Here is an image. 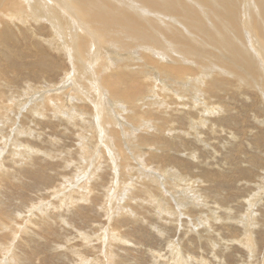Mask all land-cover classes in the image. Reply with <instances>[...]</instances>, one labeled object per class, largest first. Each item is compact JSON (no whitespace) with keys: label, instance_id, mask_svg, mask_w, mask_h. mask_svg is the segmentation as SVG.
Listing matches in <instances>:
<instances>
[{"label":"rangeland","instance_id":"obj_1","mask_svg":"<svg viewBox=\"0 0 264 264\" xmlns=\"http://www.w3.org/2000/svg\"><path fill=\"white\" fill-rule=\"evenodd\" d=\"M18 3L21 5L19 12L8 17L0 13V20L7 22L6 27L0 29V33L7 32L0 34V77L7 83L0 85V163H3L0 164V264H264V94L244 86L240 94H232L236 87L229 83L221 84L216 92L214 83L209 84V78L204 94L210 93L217 101L210 103L203 97L202 87L196 85L200 89L197 90L195 83L190 84L192 88L184 89L182 84L172 81L163 85L161 75L158 78L151 74V81L145 76L133 78L131 72L112 78L110 72L119 66L115 59L125 49L117 43L114 47L105 40L103 45L108 49V56H104L103 61L92 62L95 66L92 73L99 87L103 81L104 87L111 84L112 94L108 93L106 100L98 106L84 101L87 93L84 92L85 96L80 92L72 93L67 87L60 97L53 98L51 95L63 87L70 72V77L74 75V62L62 43L47 42L53 33L46 20L45 24L43 21L37 23L38 16L31 13L29 0H18ZM35 3L44 7L39 1ZM140 4L135 2L143 13H148L145 14L153 24L156 22L153 14L157 13L162 24L176 26L167 20L176 16L158 13ZM197 7L201 14L199 10L204 6ZM205 8L208 11L214 9L211 4ZM106 43L112 46L108 45V48ZM135 54L142 62L140 50ZM100 64H106V69L100 68ZM135 65L141 69L139 63ZM198 70L189 75L193 78L191 82L200 78L201 70ZM98 73L102 76L101 83ZM218 76L229 81L226 73L219 71ZM154 78L159 81V89ZM178 80L184 83L183 77ZM139 89L142 90L137 92ZM225 93L229 97L224 95L219 101L220 95ZM47 94L53 100V106L50 100L44 105L41 103ZM134 96L138 100L140 96L146 101L150 98L149 107H143L144 111L156 110L158 113L155 117L149 111L144 119L154 121L161 131L149 126V133H146L153 136L155 133L156 140L176 136L177 141H171L179 143V151L166 150L158 143L144 149L138 142L134 149H129L135 154V159L132 153L129 155L132 164L129 171L139 189L134 192L137 196L133 193L134 198H125L128 202L115 217L110 210L122 202L124 190L121 186L128 185L130 178H124L123 184L115 187L117 170L108 151V130L102 125L103 119L94 117H103L110 110L114 115L120 112L121 116V111H125L122 107H138ZM35 101L39 107L31 109ZM56 102L57 107H54ZM36 113L40 114L35 116ZM121 117L117 116L118 119ZM163 119L164 125L160 122ZM95 121V128L90 127ZM135 127L139 131L133 139L143 133L142 123ZM112 129L122 133L119 126ZM123 130L130 132L127 126ZM115 142L117 147L126 146L123 140ZM14 147L31 151L25 154L29 159L18 161ZM32 149L44 151V154ZM140 150H146V155ZM121 157L119 155L117 159ZM143 168L148 174H142L141 180L136 181L137 171H143ZM149 173L152 181L144 177ZM89 178L92 181H88ZM84 183L92 188L88 200L78 194ZM148 184V189L156 191L154 194L163 202L141 193L142 185ZM156 184H159L158 188ZM191 190L200 196V200ZM153 199L156 202L152 203ZM160 209H164L161 215Z\"/></svg>","mask_w":264,"mask_h":264},{"label":"bare ground","instance_id":"obj_2","mask_svg":"<svg viewBox=\"0 0 264 264\" xmlns=\"http://www.w3.org/2000/svg\"><path fill=\"white\" fill-rule=\"evenodd\" d=\"M35 1H37V3L39 1L41 3V5H43L44 7L41 8L38 5H35L36 4ZM135 2L141 3L142 5H144V7H146V9H147V6H149V8L151 7L152 9L157 10L158 13H160L162 11V12L168 13L170 16H176V17H172L173 19H167L165 16L164 17L167 20L174 22L173 24L176 23L175 25L177 27L172 25V24L166 23V22L162 24V21H161V18L159 17V14L154 13V12H153L154 14L151 13V14H153V18L154 19L156 18V22L153 24L151 22V19L146 16V14H148V13H146V12H145L146 14L143 13L141 11L142 9L140 10L135 5ZM29 4L32 5L31 9H30L31 13L35 17L38 16L37 17V23L41 24L42 21L44 22V20H46L48 23V26H49V31H52V33H53V37L51 39L48 38L47 42L52 43V44H56V41L58 43L60 42V44L62 43L66 53L70 56L69 58L70 59L72 58V60L74 62L73 66H72L75 69L74 75H72L70 77V75H71V72H70L69 78H68V80H66L63 87H59L57 90H56V88L54 89V90H56V94L53 92V94H55V95H51V96H53V98L54 97L56 98L57 96L60 97V94L63 92V90L65 89L64 90V92H65V91H67V88H68V90L72 89V93L73 92H75V93L80 92L84 96H85L84 92L87 93V96H85L86 100H84V101L90 102L92 105H95V106H98L99 104L104 102V99L106 100L105 97L109 96V94L112 90L111 84L109 85L108 88L102 86V83H104V81L101 83V79H102L101 77L102 76H101V74L98 73V77H99V80L101 83V86H100L101 88H100L99 85L95 83L94 78H93V73H92V71H93L92 68L94 66L92 62H96L95 60H102L103 61V57L108 56L107 55L108 49L106 46L103 45L105 40L110 41L113 46H114V44L117 43V44H119V46L121 45L125 49V52L123 54L120 53V56L115 59L116 64L119 66H118V68L114 67L115 69H112V71L110 72L109 76L112 78H115L116 76H120L121 73H124V72H131L133 78L137 77L136 75H139L140 77H143V76L148 77L149 80L152 81L153 78L150 76L151 74H153L154 76H156L158 78H159V75H161L160 79L164 82L163 85H165V82L172 81V82L179 84L180 86L182 84L183 85L182 87L184 89H190V88H192L190 86V84L195 83V85L194 84L193 85L197 88V90H200V89L196 85H200L202 87L201 90L203 91V94H204L205 89H206V88L204 89L205 84H206L207 80L209 78H211V80L210 81L208 80V82H209V84L211 81L214 83L213 88H215L216 92L218 89H220L221 84L225 85V84L229 83L232 86L236 87L235 91H232V94H234L235 92L237 93V95L240 94V90H241L242 86H244V88L246 87L249 89H254L256 91L258 90L257 92H260V93L262 92L264 94V0H201V1H198V0H133V3H132V0H29ZM209 4H211L214 7V9H211V11H208L205 8V7H209ZM34 6H38V7L35 8ZM196 6H198L197 8H199V6H204L205 9L202 8L201 10H199V11H201V14H200L197 12ZM241 8H244V10L248 13L245 15V13H244L245 11H242L243 9H241ZM20 10H21V5L18 3V0H0V13L5 14V16H7V17L11 16L14 13L19 12ZM209 12H211L210 14L214 15L215 18H212L213 16L211 17ZM168 14H167V17H168ZM198 14H200V15H198ZM5 22L6 21L0 20V29L6 27L7 22L6 23ZM44 24H45V22H44ZM179 25H181V26H179ZM39 26H41V25H39ZM9 30H11L10 27H9ZM2 32L5 35L7 34L6 31H1L0 34H2ZM196 34H197V36H196ZM252 38H253L254 44L251 41ZM44 39H45V37H44ZM101 40H103V41H101ZM203 41L206 42V44L208 46L205 45L203 43ZM173 43L176 45H173ZM106 44H107V46L110 45V43L109 44L106 43ZM112 45H110V46H112ZM60 47H61V45H60ZM114 47H116V46H114ZM127 47H129V49H130L129 51H127ZM108 48H109V46H108ZM114 49H117V48H114ZM139 50H140V53L142 54V56H140L142 58L141 59L142 62H140V60H137V58H136L135 53L138 52ZM129 57H130V59H129ZM106 59H108V58H106ZM135 60H137V61L134 62ZM99 63H100V61H99ZM135 63H139V68H141V69H138V66H136ZM4 65H5V68H7L8 65H6V64H4ZM4 65H2V66H4ZM100 65H101L100 68L106 69V66H105L106 64L105 65L100 64ZM94 68H95V66H94ZM196 69L201 70L200 78L197 77L198 79L195 82H191L190 79H193V78H190L189 75L191 73H193L194 70H196ZM219 71L226 73L228 75V78H229L228 82L225 81V79L223 77L218 76ZM182 77L184 78V83H181V80H178V78L182 79ZM139 81H140V79H139ZM153 82L156 83V87L159 89V81L156 78H154ZM5 83L6 82L4 80H2L0 77V85L4 86ZM112 83H114V82H112ZM134 86H136V85H134ZM154 86H155V84H154ZM222 88H224V87H222ZM142 89L137 90V92H140ZM146 89H147V87H146ZM146 89L143 90V93L146 91ZM96 91L99 92L100 94L96 93ZM150 91L151 92L153 91V93H154L156 90L150 89ZM51 92H52V90H51ZM112 92H114V90ZM124 92L125 91H123V93ZM115 93H116V91H115ZM119 93H117V94L119 95ZM222 93H223V91H222ZM101 94L104 95V96H102L103 98L100 97ZM48 95L49 94H47L45 97H47ZM224 95L226 97H229L228 93H227V95H226V93L221 94L220 97L218 98L219 101L223 100ZM1 96H2V93H1ZM142 96H140L139 100L137 99V96L136 97L134 96L136 99V100L135 99L134 100L137 103L138 107H133V105H132V107L131 106L122 107V110H125V111H121L122 115H124L123 117H121L122 115L120 116V112H118L117 115L116 114L114 115L112 110L106 111L105 115L102 114V115H104L103 117L102 116H95L94 117L95 119H98V118L103 119L105 122L102 121V123H103L102 125H103V127L105 126L108 130V132H107L108 138L106 140V142L108 144V151L110 152V156L113 158V159H111V162L114 164V166H116L115 170H117L116 171L117 178L115 179V187L121 186L123 184L124 178H126V177L130 178V183L128 185H125V186L122 185L121 186L124 190V196H122V198H121L122 200H120L122 202L115 205L113 207V211L110 210V214L112 216L120 215V210L123 208V205L126 202L125 198L126 197L129 199L134 198L133 193L136 192L137 191L136 188H138L137 187L138 184L135 185V183H134L135 182L134 177L131 176L133 174L129 171V169L132 165L129 162V160L131 159L129 155L132 153L131 156L135 159V154L132 151L130 152L129 149L130 148L134 149V145H136L137 142H138V146L140 148H144V149H147L148 148L147 146L151 147V145H149V144H156V143H158L157 144L158 146L159 145L165 146L166 150L169 149L172 152L174 151L173 149L178 150V148H179L178 147L179 143H176V141H177L176 136H175V138L172 136V137H169L166 139L164 137H162V140L157 139L158 140L157 141L155 139L156 138L155 133H154V136H153V134L151 135V133L148 134L149 133L148 131L150 130V128H148L149 126H153V129H155L157 131H159V129H158L157 124L153 123L154 121L151 122L150 119H149V121H145L146 119H144V117L147 116V113L149 111L152 112L153 116H155V117H156V115L158 116V113L156 110H153V111L152 110H145L144 111L143 107H149L150 103H148V101L151 99L148 98L146 101L145 100L146 98L142 97ZM196 96H197V94H196ZM36 97L34 98L35 100H40V99H36ZM49 97L50 96H48L46 99L44 98L45 100L41 99V103L44 105L46 100L51 101L52 99H49ZM115 97L117 98V96H115ZM203 97L210 103L217 102V101H215V98H213L210 95V93L206 92ZM262 97L264 100V95H262ZM166 99L168 100V96ZM9 100L12 101V99H9ZM29 100H30V98H29ZM58 100H56V101H58ZM52 101H51V105L53 106ZM58 102L55 103L54 107H57L56 104ZM151 103L153 104L154 102H151ZM167 103L168 102H165V104H167ZM32 105H34V106H32ZM32 105H31L32 107H30L31 109H33L34 107H37V106L39 107L37 101H35L34 104L32 103ZM194 107H196V105ZM222 107H224V106H222ZM39 109H42V108H39ZM194 109L196 110V108H194ZM102 110H104V108ZM137 111H138V113L143 112V114L138 115ZM100 112H99V114H100ZM40 113H42V112H40ZM187 113H189V111ZM39 114L36 113L35 116H38ZM148 115H150V114H148ZM117 116H119V118L121 117V119H118ZM162 116H165V115H162ZM159 117H160V114H159ZM142 119H144V120H142ZM160 119H162V118L160 117ZM96 121L93 122L90 127L95 128L96 125L94 126V124H96ZM168 121H169V119H168ZM160 122H162V125H164L163 124L164 119L162 121L160 120ZM140 123L143 124V133H141L142 135H139L138 138L134 137L135 139H137V140H135L132 138V136H134L135 133L137 131H139V129L135 126H139ZM17 125H18V123H17ZM117 126L122 128L121 134H119V132H120L119 130H118L119 132H116L112 129V127L114 128ZM123 126H125V127H123ZM126 126L128 127V130H130V132L123 130L124 128H126ZM77 128H78V126H77ZM209 128H211V127H209ZM95 131H96V129H95ZM89 132H90V130H89ZM146 132H148V133H146ZM214 132H215V130H214ZM91 133H92V131H91ZM164 133H165V131L163 132V134ZM212 133H213V131H212ZM27 134L28 133H26V135ZM144 135H146V136H144ZM158 136H157V138H158ZM160 136H162L161 133H160ZM111 137L116 138V140L119 143H121V140L125 141L124 143L126 144V146L124 147L123 145H121L120 147H117V145H115L116 140L114 141L113 139H111ZM96 138H95V140H96ZM171 139H174L176 141H171ZM134 142H136V143L134 144ZM173 142H175L176 145H173ZM168 146H169V148H167ZM26 148H31V147L28 146ZM161 148H163V147H161ZM11 149H12V147L10 148V150ZM13 149L16 150L15 152H17L18 161L21 159H27V160L29 159L25 155L26 153L28 154L29 152H31L28 149H23V148L21 149V148H16V147H14ZM149 149L151 150L152 148H149ZM32 150H34L35 152H39V153L44 154L43 153L44 151L42 152V151L37 150V149H32ZM104 150H106V149H104ZM177 150H175V151H177ZM140 151L142 153H144L146 150L145 151L140 150ZM7 152H9V151H7ZM12 153H13V151H12ZM45 153H47V152H45ZM152 153H153V151H152ZM115 154H117V157H119V155H121L122 157L117 159ZM13 156L14 155H12V157ZM15 158H13V160ZM17 158H16V160H17ZM152 158L153 157H151V160H152ZM166 159H169V158H166ZM161 162H162V160H161ZM0 164L3 165V163H0ZM110 165H112V164H110ZM169 171H168V173H169ZM137 172H138V176L135 177L136 181H137V179L141 180V177H143L142 174L143 175H145V173L148 174V172L144 171V168H143V171L139 170ZM138 177H140V178H138ZM144 177H145V179H149L150 181H152V179H153L152 174H150V173H149L148 177L147 176H144ZM83 178H82V180H83ZM88 181H92V179L89 178ZM158 182L159 181H157L155 178V183H158ZM188 182H190V181H188ZM161 183H162V181H161ZM89 184H90V182H89ZM164 184L165 183H163V185ZM157 185H159V184H156V186ZM190 185H192V184H190ZM90 186H92V185H90ZM81 187L83 189H82V191H79L78 194L81 197L84 196V198H86V200H88L87 198H90L92 196V192H91L92 188L90 189L89 185L86 183L81 185ZM148 187H149V184H148V186L142 185V189H140V190H142L141 193H145V195L150 197V198L157 199V202H163V199H161L160 197H158L157 195L154 194V193H156V191L153 192L150 190V188L148 189ZM158 187L159 186H157V188ZM191 187H193V186H191ZM89 191H90V193H89ZM191 192H194V191L191 190ZM87 193H89V194H87ZM134 195H135V193H134ZM192 195L194 196V194H192ZM135 196H137V195H135ZM156 197H158V198H156ZM194 197H196L198 200H200L199 199L200 196L198 194L195 193ZM203 197H202V199H203ZM136 198L137 197H135V199ZM166 198H167V196H166ZM168 198H170V197L168 196ZM155 199L151 200V202L152 201L156 202ZM179 200H181V199H179ZM166 202H167V200H166ZM180 208H181V206H180ZM165 210H167V209H165ZM163 211H164V209H162V210L160 209V211H159L160 215L163 214ZM41 212L43 213L42 210L40 211V213ZM45 213H47V212H45ZM133 214H135V213H133ZM179 214H177V215H179ZM175 217H177V216H174V218ZM110 232H111L110 234H112V236H116V233L114 231H110ZM88 238L87 239L84 238V239L86 241H90V239H88ZM187 261H189V260H187ZM204 261L206 262V260H204ZM185 264H187V263H185Z\"/></svg>","mask_w":264,"mask_h":264}]
</instances>
